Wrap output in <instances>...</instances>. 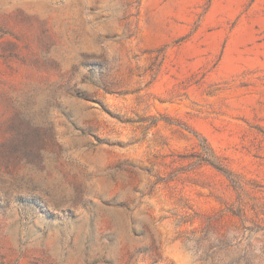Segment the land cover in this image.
<instances>
[{"label":"rangeland","instance_id":"rangeland-1","mask_svg":"<svg viewBox=\"0 0 264 264\" xmlns=\"http://www.w3.org/2000/svg\"><path fill=\"white\" fill-rule=\"evenodd\" d=\"M0 264H264V0H0Z\"/></svg>","mask_w":264,"mask_h":264}]
</instances>
